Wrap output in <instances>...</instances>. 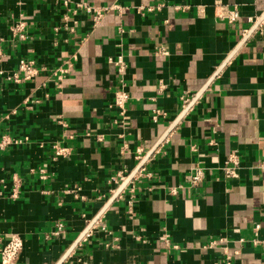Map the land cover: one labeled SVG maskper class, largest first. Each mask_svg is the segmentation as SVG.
<instances>
[{
	"label": "crops",
	"instance_id": "obj_1",
	"mask_svg": "<svg viewBox=\"0 0 264 264\" xmlns=\"http://www.w3.org/2000/svg\"><path fill=\"white\" fill-rule=\"evenodd\" d=\"M78 1L0 0V135L20 139L0 146V246L12 232L23 242L11 264H264V0H85L119 3L96 21ZM215 2L240 13L221 18ZM10 15L25 19L23 37ZM120 47L124 121L107 59ZM19 56L39 71L8 77ZM67 58L58 85L49 68ZM183 89L193 95L182 107ZM155 106L165 114L154 121ZM54 141L68 152L55 154ZM231 149L235 178L222 167ZM193 165L204 167L194 186ZM214 236L224 240L205 246Z\"/></svg>",
	"mask_w": 264,
	"mask_h": 264
},
{
	"label": "built area",
	"instance_id": "obj_2",
	"mask_svg": "<svg viewBox=\"0 0 264 264\" xmlns=\"http://www.w3.org/2000/svg\"><path fill=\"white\" fill-rule=\"evenodd\" d=\"M162 4H164L163 1H157L156 3H152V4H137L136 8L138 10H143V9H147V10H152L155 7H160ZM119 3L115 2V3H111V4H93L90 3L88 1L85 0H79L78 2H76V5L74 7V10L77 11L78 8H82L84 10L87 11H91L93 12V16L92 19L93 21H96L98 19V17L101 15V13L106 10L107 8H111V7H115L118 6ZM173 5L178 8V9H183L186 8V4H181L180 2H175L173 3ZM215 13L220 16L221 18L224 19H229V20H233L235 17H237L240 13V9H239V5L238 3H223V2H215ZM11 16V22H10V29L11 32L13 33H18L21 37H23L24 33H25V19L22 18L21 16H16V15H10ZM66 17H68L67 14L64 13L63 18L65 19ZM258 15L255 13H249L247 14V18L250 21H254L255 19H257ZM261 20V19H260ZM259 20V21H260ZM73 23H76V19L74 18ZM259 23V22H258ZM72 29L74 27V24L71 26ZM56 28H58V26H56ZM248 29V28H246ZM124 28L120 26V31H123ZM122 37L123 34L120 33V36L118 37L120 40V45H122ZM157 51L160 52H167V48L165 45H159L157 47ZM3 54V50L0 47V58ZM73 55H75L73 53ZM107 59H109L110 61H112L115 64V68H116V73H117V82L115 84V86L113 87L112 90V96L113 99L110 102V105L115 107L119 116L116 119V121H124L127 118V114L125 112L126 110V101L129 98V92L127 89V80L125 77V70L127 67V60L124 58V52L122 50V47H120V49H118V51H116V53L114 55H109L107 57ZM66 63H61L55 66L50 67V72L51 74H53L55 76V78L58 80L57 84L60 85V78L61 76L64 74V72L67 70V67L69 64H71V60L70 59H65ZM18 63H17V67L16 69H13L10 73L7 74L8 77L13 78L14 80H20L21 78H26V77H30L31 75L37 73L40 69V66L37 64V61L34 60V58L32 57H28V56H19L18 57ZM3 69L0 67V72H2ZM162 85V83H161ZM193 94L191 92H189L186 89H183L180 92V98H181V105L183 106H187L188 101L191 99V96ZM151 117L152 119L155 121V119H157L159 114H165V110L155 106L152 111H151ZM62 123H66L65 120L61 121ZM99 138L101 137V134L98 136ZM20 139H16L13 138L11 136H7L6 134H1L0 135V146H5L8 143H12V142H17ZM52 146L54 148V153L59 155V154H65L68 152V148L69 146H67L66 144H61L57 141H54L52 143ZM194 145H192L193 147ZM239 152L236 149H231L230 152H228V154L226 155V157L223 160V171H224V175L228 178L231 177H237L238 176V170L240 168L239 166ZM258 166H260V168L264 171V151L261 153L260 157L258 158ZM192 172L190 174V178H189V182L191 185H195L197 184L199 181H201V179L204 176V167H202L201 165H193L192 167ZM44 176V175H42ZM120 177L123 178L124 174H120ZM12 178L14 180H19V178L17 177V175H15V173H13ZM0 182H4L2 178H0ZM3 187H5V184L2 185ZM176 186H170V192L172 194H175L177 191ZM11 195H16V191H15V187L12 188L11 190ZM129 211L132 212L133 208L130 205V201H129ZM63 224L62 222L58 221L55 223V229L53 230L54 233H60V231L63 230ZM260 229V222H255L253 225V236H252V240L255 243H259L260 240L259 238L256 236L258 233V230ZM224 240V238L222 236H214L213 238H210L208 240V242H206L205 246L207 247H213L214 244H216L217 242H222ZM238 240L240 241H244V237H239ZM22 239L19 236V234L12 232L10 233V235L7 237V239L1 244V249H0V261L2 264H11L13 262V260L16 258V256L18 255V253L20 252V250L22 249ZM230 255H226L224 257V263L225 264H230L231 263V259H230Z\"/></svg>",
	"mask_w": 264,
	"mask_h": 264
},
{
	"label": "water",
	"instance_id": "obj_3",
	"mask_svg": "<svg viewBox=\"0 0 264 264\" xmlns=\"http://www.w3.org/2000/svg\"><path fill=\"white\" fill-rule=\"evenodd\" d=\"M263 15H264V12H263V14H261V15L258 17V19H257L256 21H259L260 19H262ZM249 30H250V29H249ZM197 92H198V91H197ZM197 92L195 93V96L198 95ZM133 175H134V174H130L129 176H127V178H125V179L122 181V183L120 184V186H119V188H118V191H120V187L122 186V184H124V182L127 181V180H128L131 176H133Z\"/></svg>",
	"mask_w": 264,
	"mask_h": 264
}]
</instances>
